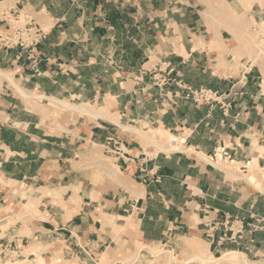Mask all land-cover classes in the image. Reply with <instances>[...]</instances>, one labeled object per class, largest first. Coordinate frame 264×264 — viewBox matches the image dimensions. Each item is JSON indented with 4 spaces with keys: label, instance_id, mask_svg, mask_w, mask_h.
<instances>
[{
    "label": "crops",
    "instance_id": "obj_1",
    "mask_svg": "<svg viewBox=\"0 0 264 264\" xmlns=\"http://www.w3.org/2000/svg\"><path fill=\"white\" fill-rule=\"evenodd\" d=\"M178 2L0 1V19L6 20L2 23L5 26L10 21L12 10H28L34 21L47 28V37L40 46L44 55L41 74L30 71L29 63L17 49L0 48L2 68L19 75L16 77L20 78L19 91L23 94H27L24 90L35 91L69 101L75 100L74 96L87 102L105 101V98L112 97L114 106L123 115L122 120L161 124L172 132L188 134L187 141H182L185 147L195 148L191 154L175 151L169 156H158L151 151L150 155L141 143L129 140L131 134H122L117 124L107 125L109 123L102 121L90 126L91 133L88 131L77 137L44 131L42 115L26 112L27 105L16 86L9 80L2 81L0 211H6L14 202L10 198L12 184L25 182L36 191L42 187H60L63 181L68 182L75 172L71 164L80 150L78 148L90 141L102 144L115 130L120 131L125 152L118 165L135 184L129 196L123 194L119 186L104 191L94 200L84 193H90L85 182L78 183L82 194L79 193L75 199L81 204V210L77 213L74 208L67 210L72 214L69 220H66L67 212H61L57 205L49 203L36 209V215L41 216L31 222L0 223V253L6 251L4 248L13 252L18 248L27 251L36 247L39 238H54L57 243L61 235L69 236L63 240L70 244L81 238L91 246L103 247L114 237L106 226L105 215L120 220L118 216L129 214L134 218L130 228L135 226V233L143 241L158 240L172 228H196L199 225L197 219L205 216L203 209L210 193L213 202L219 195L218 186L207 190L209 183L219 182V176L212 163L202 157L198 159V153L212 157L223 140L247 142L246 138L251 133L264 134V78L260 68L251 66L245 77L239 79L220 77L213 68L215 59L224 55L223 48L232 49L224 33L217 37L221 50L202 48L201 44L209 45L210 36L203 32L200 19L186 18L185 13H192V10L181 6L184 12L178 14L181 10ZM259 11L264 17V8ZM174 24L178 28V36L170 34ZM166 68L173 70L175 80L160 86L154 82V76ZM129 81H132V87ZM182 84L193 88L206 86L220 92H229L232 86L242 85L245 94L225 116L219 105L210 108L208 104L198 106L186 101ZM127 87L131 88L128 90ZM31 125L33 130L29 129ZM248 154L249 150H242L241 156ZM144 155L149 157V169L158 170L161 174L160 183L139 182ZM65 166L67 171L64 172ZM69 184L65 196L70 202L75 197L72 188L75 184ZM134 192L139 196H133ZM9 211L10 215L4 219L13 215V211ZM212 212L215 211L210 210ZM17 235L20 236L17 238Z\"/></svg>",
    "mask_w": 264,
    "mask_h": 264
},
{
    "label": "rangeland",
    "instance_id": "obj_2",
    "mask_svg": "<svg viewBox=\"0 0 264 264\" xmlns=\"http://www.w3.org/2000/svg\"><path fill=\"white\" fill-rule=\"evenodd\" d=\"M4 4L6 2H3ZM178 4L181 9L178 14L184 12L181 6L192 10V13H185L186 18L200 19L203 32L210 36L209 45L201 44L202 48L221 50L222 46L217 37L222 32L224 33V38L232 49L223 48L224 55L215 59L213 68L220 77L233 76L236 79L245 77V72L255 65L260 68L264 78V31L259 32L260 29L264 30L262 28L264 17L259 11L264 8V0H179ZM16 15L24 29L31 28L33 33L34 28H41L42 36L37 42L25 47L5 46L0 38V48L17 49L20 56L29 63L31 69L29 70L35 74H41L43 72L41 62L44 55L40 46L47 37V28L34 21L28 10H12V16L7 26L2 24L6 20L0 19L1 35L6 36L5 32L12 30V26L16 24ZM29 18H31V23L26 24ZM178 33V28L174 24V27L170 28V34L176 36ZM173 40L177 43L176 39ZM227 55H229L228 58ZM0 70V83L9 80L16 86L17 92L21 94L23 102L27 105L28 111L26 112L31 115L35 112L42 115L44 131H53L59 135L73 134L74 137H77L78 134L90 132V126L102 121L109 123L107 125L117 124L121 128L122 134H131L132 137L129 140L133 139L141 143L150 155L151 151L158 156H169L175 151H185L190 154L195 152L194 147L187 148L185 142L182 141H187L188 134L181 135L172 132L161 124L122 120L123 115L114 106L112 97L105 98V101L92 102L88 100L87 102L85 99L79 100L78 96L73 97L76 98L75 100L69 101L41 95L35 91L24 90V93L27 94H23L18 87L20 78H16L19 75L5 71L1 64ZM172 72L171 69H160L155 73V76L153 75L154 82L160 86L171 84L175 80L172 77ZM162 78H170V81L163 84ZM145 80L150 81V79ZM129 83L132 87V81ZM243 86H232L229 92L215 90L223 97H219V100L214 102L197 103L191 97H187V93L189 88L192 90L198 88L181 85L185 91L183 98L198 106L208 104L210 108L217 105L222 108L224 102L230 103L226 114L222 108L225 116H228L238 98L244 96ZM131 87H127V89ZM74 105L88 106L87 108L90 107L89 110L93 111L81 112L80 110L78 112ZM85 112L87 113L85 114ZM100 112L106 113L107 117L99 116ZM18 125L22 126V124ZM132 127L146 132H140ZM29 129L33 130V125ZM168 132L172 134H166ZM111 137L116 139L119 144H107ZM246 139H248L247 142L235 139L223 140L215 148L212 157L198 153V159L202 157L213 164V168L219 176V182L209 183L207 190L216 189L218 186L219 195L213 199L215 201L213 202L212 190L210 191L211 195L207 206L203 209L205 216L203 219H197L199 225L196 228H172L158 240L143 241L135 233V226L130 228V224H134V218L129 214L118 216L120 220L105 215L106 226L112 231L114 237H112L113 241L103 247L97 244L91 246L87 244L89 242L85 243L81 238H78L77 243L70 244L63 240L69 236L64 237L63 235L58 237L57 243L54 238L51 240L48 237L39 238L36 247L28 248L27 251L18 248L13 252L4 248L7 254L6 251L0 253V264H264V134L251 133ZM173 141L178 142L176 149L173 146ZM246 146L249 147L246 148ZM78 149L80 150L71 164L75 171L74 175L70 176L68 182L63 181L60 187L52 186L51 188L46 187V189L42 187L35 191L25 182L17 183V185L12 184L10 198L14 202L8 209L13 211V215L10 216V219H4L10 215V211L8 209L0 211V223L5 221L12 224L31 222L41 216L36 215V209L43 208L49 203L57 205L59 211L67 212L66 220H69L72 214L67 210L74 208L73 211L76 213L81 210V204L77 203L75 198L79 197V193L82 194V190L77 187L78 183L82 182H85L84 184L90 189V193H84L94 200L99 198L104 191L116 189L119 186L125 195L129 196V193L133 192L132 187L135 183L118 165L120 156L125 153L120 131H113L102 144L90 141ZM242 150H249V156H241ZM144 156L140 165L141 178L139 177V182L143 184L160 183L161 174L158 170L149 169L147 165L149 157ZM255 159L256 161H254ZM65 171H67L66 166ZM252 172H255L257 178V185L254 183L256 186L246 179ZM71 182L75 184L72 187L75 197L69 202L65 193ZM132 195L139 196L136 192ZM213 205L216 208H212ZM143 207L145 209V205ZM210 210L215 212L210 213ZM19 236L17 235V238ZM200 257H202L201 260Z\"/></svg>",
    "mask_w": 264,
    "mask_h": 264
},
{
    "label": "built area",
    "instance_id": "obj_3",
    "mask_svg": "<svg viewBox=\"0 0 264 264\" xmlns=\"http://www.w3.org/2000/svg\"><path fill=\"white\" fill-rule=\"evenodd\" d=\"M17 16L18 15H16V19H15L16 24L15 26H12V30L5 32L6 36L0 34L1 35L0 38L3 42V45L5 46H18L19 45V46L25 47L27 45L37 42L42 36L41 28H34L33 33H32L31 28L24 29V27H22V24H20V19ZM30 19L31 18L27 19L26 24L31 23ZM169 81H170V78L161 79V82L163 84L168 83ZM187 97H191L195 102L201 103L202 101H206V102L217 101L219 100L218 98L219 97L222 98L223 95L211 88L201 87L195 90H192L191 88H189ZM222 108L224 109V112L226 114L230 108V103L224 102L222 105ZM112 143L119 144V142L116 139L111 137L108 139L107 144H112ZM134 207H136V204L135 206H133V208Z\"/></svg>",
    "mask_w": 264,
    "mask_h": 264
},
{
    "label": "bare ground",
    "instance_id": "obj_4",
    "mask_svg": "<svg viewBox=\"0 0 264 264\" xmlns=\"http://www.w3.org/2000/svg\"><path fill=\"white\" fill-rule=\"evenodd\" d=\"M262 25H263V24H262ZM262 25H261V26H262ZM260 28H261V27H260ZM262 28H264V26H263ZM258 29H259V28H258ZM260 30H262V29H260ZM260 30H259V32H263V31H264V30H262V31H260ZM53 102H54V101H53ZM74 106H76V108L78 109V112H79L80 110H81V112H83V111H88L89 108H90V107L87 108L88 106H87V107H85V106H80V105H78V106H77V105H74ZM75 110H76V109H75ZM89 111H93V110H89ZM98 112H99V111H98ZM86 113H87V112H85V114H86ZM89 113H91V112H89ZM93 113H94V112H93ZM83 114H84V113H83ZM98 115H99V116H103V117H107V116H105L106 113H101V112H100ZM109 118H110V117H109ZM130 127H131V126H130ZM132 128H135V127H132ZM135 129H136V128H135ZM136 130H139V129H136ZM163 130H164V129H163ZM163 130H161V131H162V134H164ZM139 131H140V132H143V133L146 132L145 130H144V131H143V130H139ZM166 134H172V133H171V132H170V133L168 132V133H166ZM173 140H174V139H173ZM172 143H173V146H174L175 149H176V148L178 147V142H177V141H173ZM246 179H247V181H248L249 183H253V184H254V183H255V184L257 183V182H256L257 178H256V175H255V172H252L250 175H248V177H247ZM253 184H252V185H253ZM255 184H254V185H255ZM256 185H257V184H256ZM256 185H255V186H256ZM198 257H199V256H198ZM195 258H196V257H195ZM201 258H202V257H200V260H201ZM203 258L205 259V257H203ZM205 260H206V259H205ZM205 260H204V261H205ZM202 261H203V260H202ZM206 261H207V260H206Z\"/></svg>",
    "mask_w": 264,
    "mask_h": 264
}]
</instances>
